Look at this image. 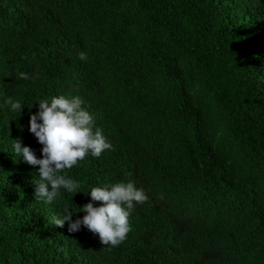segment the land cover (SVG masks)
I'll return each instance as SVG.
<instances>
[{
  "label": "trees",
  "instance_id": "obj_1",
  "mask_svg": "<svg viewBox=\"0 0 264 264\" xmlns=\"http://www.w3.org/2000/svg\"><path fill=\"white\" fill-rule=\"evenodd\" d=\"M69 93L113 148L66 169L81 192L46 204L9 139L39 157L29 114ZM8 96L25 106L0 107V264H264V0H0ZM129 180L150 199L119 245L53 223Z\"/></svg>",
  "mask_w": 264,
  "mask_h": 264
},
{
  "label": "clouds",
  "instance_id": "obj_2",
  "mask_svg": "<svg viewBox=\"0 0 264 264\" xmlns=\"http://www.w3.org/2000/svg\"><path fill=\"white\" fill-rule=\"evenodd\" d=\"M78 58L87 62V52L80 51ZM22 75L27 78L26 74ZM35 103L38 108L35 113L29 114L28 131L42 146L40 156L37 157L35 151L23 145L20 139L9 141L15 156H21L30 165L39 166L33 198L47 204L56 201L62 194L73 196L81 192L79 180L66 175L65 170L77 166L86 156L99 157L102 152L112 150L113 145L95 124L79 94H58L39 98ZM4 106L9 113L16 114L25 104L8 96L0 104V107ZM84 192L91 198L78 208V212L84 215L73 219L75 212L65 208L60 216L53 218V223L63 226L67 221L70 232L79 231L83 226L108 247L117 246L126 239L131 230L130 217L135 206L150 199L148 192L131 180L104 183ZM95 201L100 203L94 206Z\"/></svg>",
  "mask_w": 264,
  "mask_h": 264
}]
</instances>
